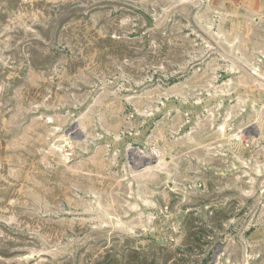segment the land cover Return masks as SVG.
I'll return each mask as SVG.
<instances>
[{
  "label": "rangeland",
  "instance_id": "obj_1",
  "mask_svg": "<svg viewBox=\"0 0 264 264\" xmlns=\"http://www.w3.org/2000/svg\"><path fill=\"white\" fill-rule=\"evenodd\" d=\"M205 260L264 264V16L0 0V264Z\"/></svg>",
  "mask_w": 264,
  "mask_h": 264
},
{
  "label": "crops",
  "instance_id": "obj_2",
  "mask_svg": "<svg viewBox=\"0 0 264 264\" xmlns=\"http://www.w3.org/2000/svg\"><path fill=\"white\" fill-rule=\"evenodd\" d=\"M242 7L248 16L255 17L258 21L264 16V0H242Z\"/></svg>",
  "mask_w": 264,
  "mask_h": 264
},
{
  "label": "trees",
  "instance_id": "obj_3",
  "mask_svg": "<svg viewBox=\"0 0 264 264\" xmlns=\"http://www.w3.org/2000/svg\"><path fill=\"white\" fill-rule=\"evenodd\" d=\"M208 263V260H205L204 264H207Z\"/></svg>",
  "mask_w": 264,
  "mask_h": 264
}]
</instances>
